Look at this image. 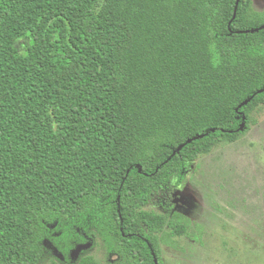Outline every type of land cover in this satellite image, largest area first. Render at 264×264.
<instances>
[{"label":"trees","instance_id":"1","mask_svg":"<svg viewBox=\"0 0 264 264\" xmlns=\"http://www.w3.org/2000/svg\"><path fill=\"white\" fill-rule=\"evenodd\" d=\"M119 1L0 0V264H39L59 232L164 264L143 208L264 106L252 0Z\"/></svg>","mask_w":264,"mask_h":264},{"label":"rangeland","instance_id":"2","mask_svg":"<svg viewBox=\"0 0 264 264\" xmlns=\"http://www.w3.org/2000/svg\"><path fill=\"white\" fill-rule=\"evenodd\" d=\"M161 1L171 18L182 17L183 0ZM252 7L263 12L264 0H252ZM251 116L246 134L218 142L191 164L183 181L174 178L143 208L167 221L157 234L164 264H264V106ZM175 215L189 220L181 235L173 231ZM86 239L56 233L55 241H45L39 264H78L86 256L100 264L119 262L102 238Z\"/></svg>","mask_w":264,"mask_h":264}]
</instances>
